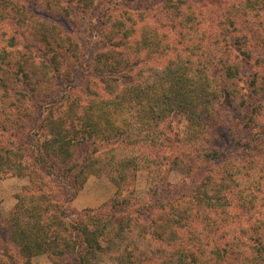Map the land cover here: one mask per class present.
Listing matches in <instances>:
<instances>
[{"label": "trees", "instance_id": "trees-1", "mask_svg": "<svg viewBox=\"0 0 264 264\" xmlns=\"http://www.w3.org/2000/svg\"><path fill=\"white\" fill-rule=\"evenodd\" d=\"M27 1L0 0V38H6L0 46V135L7 139L0 138V179L29 181L1 230L23 264L40 255L53 264H94L105 253L117 264H264V0H237L217 20L195 3L169 0L174 39L145 28L131 44L125 25L116 24L109 46L94 58L105 94L94 90V109L86 115L74 107L60 111L67 97L51 100L61 76L58 57L69 46H62L58 25L29 14ZM59 2L49 1L58 14ZM27 32L38 35L52 57L48 62L36 59ZM208 44L224 47L213 69L199 60ZM251 61L262 72L254 73L245 98L241 70ZM253 96L261 101L249 103L241 118L253 142L244 155L221 157L211 140L224 135ZM172 117L187 122L185 138L193 145L180 149L187 170H207L214 180L207 177L181 199L135 205L123 188L136 182L140 161L166 160L161 149ZM85 139L94 140V154L80 164ZM108 142L112 146L103 149ZM210 160H217L219 175L206 169ZM109 166L120 177L114 197L71 220L70 203L90 175Z\"/></svg>", "mask_w": 264, "mask_h": 264}, {"label": "rangeland", "instance_id": "rangeland-1", "mask_svg": "<svg viewBox=\"0 0 264 264\" xmlns=\"http://www.w3.org/2000/svg\"><path fill=\"white\" fill-rule=\"evenodd\" d=\"M49 1L52 2L53 0ZM49 1L28 0L26 5L29 14L40 20L41 23L58 25L57 27L63 37L66 38L65 41L61 42L62 46H65V48L69 46L68 50L64 49L61 51L59 49L61 54L58 57V61L60 62L61 76L52 87L54 94L51 98L54 101L67 97L68 100H65L63 106L60 107V111L63 113L74 107L78 111V114L86 115L87 108L94 109V90L102 95L105 94L104 85L102 86L99 77L94 73V58L99 52L106 50L107 46H109L107 44V37L109 35L110 37L113 36L111 31L115 29L116 24L125 25L131 35V40H129L131 44L134 41L137 42L141 31L145 28L159 29L163 33H167L170 39H174V35L176 34V31L172 28V15L174 12L169 9L167 10L165 7L169 0H59V6L63 9L59 14L56 13V10H51ZM186 1L195 3L198 9L207 12L211 18L217 20L226 10L227 6L237 0ZM229 30L232 37L238 36L239 32L234 31L235 29L229 28ZM10 33L9 30L8 34ZM37 38L38 35L32 32L25 34L26 44L33 51L36 59L48 62L51 56L50 54H46V50L41 47ZM16 39L19 40V37L16 36ZM113 41L120 42L122 39L116 37ZM0 46H6V38H0ZM223 49L222 45L208 44L203 55L204 57H200L199 60L205 68L213 69ZM253 49L257 54L255 47ZM154 60L156 61L158 58ZM259 71L262 72V68L261 70L256 68L253 61L245 65V67L242 66L241 86L244 89L242 93L246 95L244 96L245 98L252 94L253 89L250 88V84L254 80V73ZM263 99L264 93L262 95ZM252 101L259 102L261 100L254 96L251 102L246 99V105L238 112L240 117L237 114L234 115L232 123L229 124L230 127L224 129V135L216 140H211L210 145L218 147L222 153L221 157L228 154L237 157L244 155V146L253 142L254 138L252 136L249 137L248 129L246 130L245 125L241 124V118L247 115L248 104L252 103ZM66 115L69 114L67 113ZM260 121L264 122V119ZM186 126L187 122L183 119L181 122L176 121L174 117L168 119L166 122L167 138L166 140L162 138L163 146L161 149V154L164 157L166 156V160L159 164H148L140 161L136 172V182L128 190L124 191L123 188L124 196H127L128 191L132 193L135 205L155 201L165 204L172 200L181 199L185 195H190L207 177L214 180L212 174L204 169H194L190 173L187 170V165L182 162V150L180 149L184 150L188 146L191 145L192 147L193 145L187 139L188 136L185 138L186 131L184 132V129ZM177 129H180V131L177 132ZM175 135L185 141H175ZM0 138H2L1 143L7 141L6 136L3 138L0 135ZM112 144L108 142L102 145V147L103 149L109 148ZM94 148V140L85 139L82 142L76 160L80 164H83L89 156L94 154ZM216 161L210 160L206 169L215 170V174L219 175L220 169L214 168ZM18 178L28 181V178ZM119 178V172L110 166L102 170L101 173L90 175L77 197L70 203V208L72 209L70 219L73 221L77 220L86 210H99L107 201L114 197L118 189L116 182L120 180ZM215 181L218 183V180ZM121 194L122 192L120 196ZM10 216L6 218L0 212V238L2 240L0 244V264H23V260L19 257L14 246L5 244L3 240L5 231L1 230V224L8 220ZM234 228H238L237 225ZM245 228L248 230L251 227L245 225ZM238 231L239 229L236 231V237L239 238L241 233ZM32 264H53V262L47 255H40L32 259ZM94 264H117V261L114 254L105 253Z\"/></svg>", "mask_w": 264, "mask_h": 264}, {"label": "crops", "instance_id": "crops-1", "mask_svg": "<svg viewBox=\"0 0 264 264\" xmlns=\"http://www.w3.org/2000/svg\"><path fill=\"white\" fill-rule=\"evenodd\" d=\"M26 185H28V181L18 177L0 180V212L4 217L8 218L14 211L18 203L16 195Z\"/></svg>", "mask_w": 264, "mask_h": 264}]
</instances>
